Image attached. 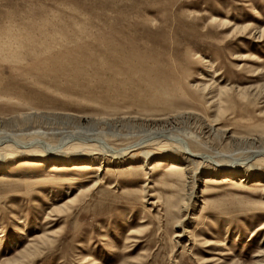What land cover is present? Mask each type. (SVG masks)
<instances>
[{"label":"rangeland","instance_id":"374dc122","mask_svg":"<svg viewBox=\"0 0 264 264\" xmlns=\"http://www.w3.org/2000/svg\"><path fill=\"white\" fill-rule=\"evenodd\" d=\"M262 29L264 0H0V131L22 130L8 119L25 113L56 133L77 126L69 116L157 119L187 110L219 118L235 137L264 140V99L250 97L264 95ZM212 82L214 102L201 91ZM226 87L231 93L219 97ZM237 89L249 90L246 100ZM141 160L131 173L127 162L103 164L94 189L95 173L28 186L32 175L12 171L0 181V264L45 233L53 244L31 264H260L262 183L241 184L240 175L218 188L204 182L218 176L199 174L192 201L182 202L179 181H163L164 167L148 171Z\"/></svg>","mask_w":264,"mask_h":264},{"label":"bare ground","instance_id":"6f19581e","mask_svg":"<svg viewBox=\"0 0 264 264\" xmlns=\"http://www.w3.org/2000/svg\"><path fill=\"white\" fill-rule=\"evenodd\" d=\"M246 29L248 27L243 28L245 31ZM259 34L261 37L264 34V29L260 30ZM214 84L215 82H212L201 88L203 95L209 97L208 99L212 102L215 98L212 96ZM254 90L255 94H252ZM254 90H250V97L264 99V95L260 91ZM231 91L232 89H227V87L220 89L219 97L231 93ZM237 93L242 100H246L249 96V90L237 89ZM71 117L76 121L77 126L71 131L61 130L56 133L43 131L39 126L34 125L41 119L38 113L17 114L8 119V121L16 123L22 130L0 131V181L7 179L8 174H11L12 171H19L22 176L32 175L31 179H27L29 182L26 185L28 186L35 182H41L42 185H47L49 182L67 183L73 179V176L79 175L89 179L90 175L95 173L94 179L91 181L92 185L88 188L94 189L101 184L102 179L99 173L102 171L103 164L108 161L110 164L127 162L129 165L125 167V172L131 173L134 166H137L134 163L136 162L135 158L140 157L142 158L139 164L141 167L150 163L148 171L158 172V169L164 167L163 181H179L183 190L185 189V198L182 199V202L192 201L194 197L192 187L199 174L218 176L220 179L217 183H214L209 177L204 178L205 183L218 188L224 187L240 175L242 177L238 178V182L241 184L251 180L256 184L262 183V185H258H261L260 199L264 200V140L257 137H235L230 133V129L220 128L222 123L219 118L209 121L202 115L187 110H176L157 119L77 118L73 116L68 118ZM200 122L206 123V127H203ZM100 124L110 125L113 128L129 125L142 128L143 131L140 135L136 136L135 134V136L128 137L120 135V133L116 134V132L111 134L109 132L91 133L80 128L81 126L96 127ZM21 127H26V129ZM211 143L212 145L213 143L219 144V148L212 147ZM193 146H199L201 152L195 151ZM160 150L166 153L164 157H159L162 156L157 153ZM8 164H15L14 169ZM117 169V167H113L110 170L117 172ZM204 169L206 171H203ZM45 170L47 171L45 175H39ZM148 174L146 173V175ZM144 180H147V177ZM144 187L140 188L141 194L146 193ZM80 191L84 192L85 190ZM72 201L68 200L64 202L66 204L55 207L51 213H61ZM187 206L188 204L184 205L183 209H187ZM177 213L179 214V211ZM178 214L175 217L178 219L176 226H180ZM262 225L259 230L263 229ZM184 233L189 234L187 231ZM4 236L5 231L0 229V238ZM51 237L52 234L49 233L34 237L30 241L31 243L14 259L3 264H31L37 256L43 253L44 249L53 244ZM175 237H180V234ZM188 239L191 240V237ZM254 257L260 258L255 261L256 263L264 264V247L259 248ZM214 261L217 262V260L211 262Z\"/></svg>","mask_w":264,"mask_h":264}]
</instances>
